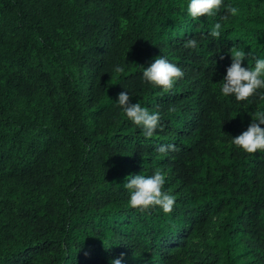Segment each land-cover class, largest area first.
Listing matches in <instances>:
<instances>
[{"label":"trees","instance_id":"trees-1","mask_svg":"<svg viewBox=\"0 0 264 264\" xmlns=\"http://www.w3.org/2000/svg\"><path fill=\"white\" fill-rule=\"evenodd\" d=\"M189 2L0 0V264H264V151L232 143L264 100L221 94L232 47L264 58V0L196 19ZM160 56L185 73L170 92L142 77ZM157 169L173 211L132 208L124 184Z\"/></svg>","mask_w":264,"mask_h":264},{"label":"clouds","instance_id":"clouds-1","mask_svg":"<svg viewBox=\"0 0 264 264\" xmlns=\"http://www.w3.org/2000/svg\"><path fill=\"white\" fill-rule=\"evenodd\" d=\"M232 16L237 15L238 8L231 4L225 5L224 0H190L187 11L189 15L196 19L203 16H214L222 8ZM227 19V16L224 17ZM222 25L215 23L209 35L219 39L222 34ZM186 49H196L198 43L195 39L185 42ZM231 64L227 67L226 75L221 85V94L224 97L233 96L237 101H250V98L259 95L264 100V58H256L254 65L244 67L243 62L246 53L235 47L230 49ZM250 54H248L249 56ZM224 59L223 56L220 57ZM116 73H124L122 66H116ZM185 73L177 64L170 62L166 57H157L148 67H143V80L154 87H160L165 92H170L176 82L184 77ZM117 104L123 113L135 125L142 129L146 138L154 136L158 129L162 130L161 114L159 111L150 112L140 103L132 102L129 91H121L118 94ZM264 112H257L252 116V122L247 130L233 137L232 143L247 153H256L258 150L264 151ZM158 152L167 153L176 151L174 144L160 145L156 149ZM124 187L130 193L129 204L132 208L140 212L148 211L154 207H160L165 213H171L176 203L175 197L170 191L164 190L165 175L161 170H155L152 175L134 174L130 176ZM87 255V253H85ZM125 253H121L119 258L112 260L111 264H123Z\"/></svg>","mask_w":264,"mask_h":264}]
</instances>
